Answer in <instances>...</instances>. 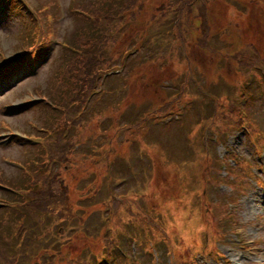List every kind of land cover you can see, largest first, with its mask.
<instances>
[{
	"label": "rangeland",
	"instance_id": "1",
	"mask_svg": "<svg viewBox=\"0 0 264 264\" xmlns=\"http://www.w3.org/2000/svg\"><path fill=\"white\" fill-rule=\"evenodd\" d=\"M76 1H78V3ZM93 1L96 4L98 0ZM161 1L162 0H145L146 3L155 5L160 4ZM208 1L210 3L204 8L205 12L208 13L210 11L211 15L218 20H222L224 15L228 16L224 21V28L229 33L223 34L222 40L224 42L235 37L243 42H247L251 49L254 46L260 53L264 52V0ZM29 2L31 5L37 4L36 6L38 8L34 6V10L38 12L36 18L37 16L40 17L41 29L45 31L47 28V31L52 34L54 40L59 39L61 42L73 41L77 34L84 33L88 17L76 11L79 7L72 8L73 5L80 4L81 0H29ZM47 2H49V6L54 4L53 7L47 8ZM224 5L227 9L224 8ZM226 10H228V13ZM19 13L20 12L16 11L14 14L13 12H9L0 19V48L4 50V57L14 54L18 51L20 45L25 43L24 39H21L22 36L27 35L30 37V43H32V34L36 28V24L33 26V21L29 16L23 17L20 16ZM169 15H171V13ZM162 18L164 17H159V19ZM147 19L148 18H146V20ZM146 20L134 22L133 24L131 23V28L134 29L136 25L145 27ZM121 21L123 20H116L112 23L116 25ZM235 21L239 22V27L236 29H234ZM193 22L194 26L192 27L196 29L197 22L195 19ZM205 22L203 23L205 24ZM129 24L130 22L126 25ZM165 25L164 23L162 26ZM19 30L21 36L17 34ZM98 32L99 31L94 33L92 37L96 36ZM116 35L117 34H115V37ZM170 36L158 34L154 31L153 39L151 41H144L140 49L132 52L131 55L138 53L141 57H145L147 55L148 42L152 47L161 51L167 48L169 40L171 45L174 44ZM208 36L209 33L205 30L203 33L196 36L194 44L185 42L188 48L186 50L188 54L187 57L183 56L185 52L180 54V58L176 56L168 57L165 55L160 58V66L155 63H150L148 66V74L155 72V75L158 76L172 77L176 74L178 69L186 65V60H189L190 65H196L193 69L197 70V72L194 71L188 75L180 74L183 79L188 77L195 81L193 88L180 83V92L178 93L180 99H192L194 101V106L184 103L182 112L186 113V117L179 121V124L183 127L175 128L174 132L176 133L186 131V134H189L192 126L200 125L195 121L197 114L206 111L208 106L214 104L217 108H222V78H225L228 82V84L223 83L227 87L238 86L229 82L228 74L230 71H228L226 65H222V60L215 61L217 53L214 48L208 46ZM60 46L61 50L64 52L62 44H60ZM58 50L59 46L54 50L48 63L47 61L38 63V68L36 70L33 69L24 74L25 81L23 83H12L11 86L4 87L0 90V114H4V116L7 117H1L0 119L4 120L9 125L12 123L14 126H11L14 128L23 127L26 129H29V125L24 121L25 118H29L30 121H33L37 116V119L42 120L41 115H37L38 111L36 112L29 109L25 99L29 96V92H31V95H35L36 90H41L39 93L43 95H48L51 91L54 93L55 90L60 93L63 91V84H61L62 79L60 80V84H50L53 82V72L61 61L57 56L53 60L54 56L59 54ZM160 56L161 55L158 57ZM74 71L75 70L71 73L74 74ZM67 72L68 71L65 72L64 78L66 83H68L66 79L68 78ZM233 73L240 75L242 78L245 76L244 70L237 72L233 69ZM125 74H127V71H125ZM120 79H122V77L117 79V81ZM117 81H108L107 86H119L121 83ZM18 88H21L18 94L12 93ZM24 91H26L27 94H25ZM103 95L99 98L101 103L103 102L102 100H104ZM106 96H108V94ZM8 102L12 103L14 107L2 109L1 107H4ZM21 110H26V112L22 116H16ZM115 115L116 113H114L111 118L113 119ZM36 124L38 126L42 125L40 120H36ZM146 124L154 136L151 140H155V142L152 144L151 148H148L145 143L150 139L143 138L140 130H138L136 133V136H138L137 143L141 148H144L143 150L147 148L149 154L157 155L160 159V163L169 161L175 169H170L161 175L141 172L139 169V158L144 152L136 146L133 148V155L131 157L133 158L132 163L130 164V162H128L131 159L128 156L126 157L128 163L124 162L126 163L124 166L127 168L126 183L117 184L116 179L108 181L101 180L102 183L99 184L100 186H95L94 192H91L92 202L90 204L82 203L79 207L92 210L89 219L84 217L90 233L97 239L95 247H97L100 241H105L109 237H113L115 244L112 248L115 249V253L119 252V249H123L127 258L130 260L127 264H143V260L148 264H155L154 258L156 257L158 259V264H188L189 246L186 237L192 234V225L189 216L195 219L194 205L197 199L196 194L201 188V182L197 179L199 169L198 166L195 165L194 160L189 161L184 166H179V150L176 147L184 145L185 141L182 140L180 136H175L172 139L169 138V133L166 132L169 124H166L164 119L156 117L150 118ZM162 128L165 129L158 137H155ZM87 133L89 134V132ZM2 135L3 133L0 135V171L4 173V178L7 180L11 179L8 178L9 175H16L20 170L28 167V164L24 162L25 159H27L30 164H38L43 161L44 155H25L24 152H21L18 147L13 144L15 138L5 139ZM239 140L240 137H238L236 132L235 136L232 137V141L238 142ZM217 141L219 142L216 144V147L223 144L216 136L213 138L214 144ZM99 142L100 140H97L94 145ZM2 143L3 145H1ZM227 144V146H223L224 148L222 146L219 147L218 153L220 155H222L227 148L233 146L232 144L230 145L229 138ZM87 145L88 142H81L80 149H84ZM119 150L123 153L127 152L125 146H122ZM35 151L38 152L39 149L35 148ZM106 151L108 150H100L101 153H105ZM108 152V160L116 157L114 150H109ZM245 152L250 154L247 149H245ZM191 154L193 153L191 152L190 155ZM1 156H7L11 159L9 161L3 160ZM80 156L81 154L78 153L77 158ZM256 157L259 160V157ZM251 161H256V159L251 158ZM121 163H123V161H121ZM153 166L156 167V162ZM16 167H18L19 170H17ZM117 168L124 169L122 164L118 165ZM155 171L156 169H154V173ZM14 180H16L15 185L27 183V179ZM88 183L89 177L88 174H86L79 179L77 184L88 185ZM75 188L78 190V194L81 198H83L85 189L77 185ZM109 188L120 191L129 189L130 191L125 195L120 196L126 200L125 203H118L114 195L112 200H110V205L105 206L103 204L104 202L101 200L110 196ZM0 194L5 197L10 196L3 191H0ZM240 194L241 200L237 211L241 219L247 223L246 230L241 234L233 233L225 236L222 245H220L223 249L231 248V257L239 263L241 259L238 260L237 258L240 257L243 259V256H240L243 250L242 245L250 243L254 239V236L261 233V230H264V189L254 186L253 182H251L250 189L240 191ZM252 197L253 199H251ZM249 199H251V202ZM129 210H143V223L138 225L134 219L128 217ZM177 212H179L181 218L178 217ZM261 234L264 236V233ZM200 242L202 244L201 238ZM85 244L86 240L80 239L77 245L79 248ZM128 247L131 249V252ZM74 252L73 250L71 255H73ZM114 258L116 264H122L119 254H116ZM110 264L115 263L111 262Z\"/></svg>",
	"mask_w": 264,
	"mask_h": 264
},
{
	"label": "trees",
	"instance_id": "2",
	"mask_svg": "<svg viewBox=\"0 0 264 264\" xmlns=\"http://www.w3.org/2000/svg\"><path fill=\"white\" fill-rule=\"evenodd\" d=\"M14 2L17 3L18 0H14ZM76 2L78 3V1ZM204 2L206 3L208 0H162L159 5L146 3L145 0H98L96 4L93 0H81L80 4L73 5L72 8H81H77L76 11H83L91 20L87 18V25H85L83 34H77L73 41H66V45L68 46H63L64 52L60 50L59 57L61 58V62L58 66V70L61 74L59 75L55 70L52 76L53 82L50 84H60V80L62 79L61 84H63V91L61 93L57 91L56 94L51 91L50 94L45 95L50 102L53 101L60 104L59 108L62 111H60L59 116L71 118L68 129H73L75 133L70 136L65 143L62 142V144H73V142L80 137L81 133L90 129V137L94 141L100 140L99 151L106 149L109 151L108 144L111 142L113 134L116 136V133L122 131L123 134H130L136 137L133 133V131L139 130V125L136 121L141 118L147 119L152 113H157L159 111L158 104L154 102L155 98L147 92L148 89H154L156 83L148 80L145 88H140L139 91L134 93L135 98L127 106L129 112L124 109V111L116 115L114 119H110V117L107 118L104 127L100 125L101 121H99L98 118L102 113L111 110L117 112L121 109L119 95L116 94L115 87L110 85L107 86V82L116 81V77L113 75L105 77V71L117 66L113 61L120 55H122L123 58V54L128 52L131 43L136 41L138 43L142 34L149 37L157 27L162 26L167 20L154 26H143V33L138 32V30L131 31L129 34L131 36L130 40L120 45H118L119 40L114 38L112 36L113 34L110 32L111 25H114L112 23L113 21L123 20L117 27H122L120 30L121 33L124 34L129 30L128 27H131L130 24L126 25L129 22L134 23L144 21L146 18H169L172 16L170 19V26L174 33L188 42L195 43L198 34L203 33L205 30L208 31L209 35H211V46L217 53L215 61L222 60V65L227 62L230 67L234 66V71L239 72L244 70L245 67L243 64L240 65V67L237 66L240 61L235 63L240 59V56L238 57L236 53L240 52L242 58H244L246 54L249 55V59L246 63L248 71L254 68L257 71L263 70L264 54L254 52L251 47H247V42H243L235 37L226 42H219L218 38H215L216 33L212 34L211 14L203 11L205 8ZM53 5L54 4L49 6V2H47V8H52ZM170 13L171 15H169ZM194 19L197 22L196 29L192 27L194 26ZM40 22V19L36 20L37 32L33 33L40 34L42 32H47V30L42 31ZM203 22H205V24ZM97 31H99L98 34L92 37ZM121 33L118 38H120ZM135 46L137 47L136 44ZM224 46L235 47L239 52L233 50L235 53L231 54L228 48L222 49ZM37 47L38 45H34L31 49H36ZM222 50L226 53L222 54ZM141 64L139 60L127 58L124 67L129 72L126 77L129 76L130 71L132 72V76L136 75L137 72L133 69L140 68ZM70 65H76L78 73L73 75L71 80H67L68 84L64 81L63 75L65 77V72L71 70ZM194 71L197 72V70ZM118 82H122L124 85L128 83L127 78L126 81L121 79V81L118 80ZM222 82L228 84L225 78H222ZM40 91L41 90H36L35 92L39 93ZM107 94L108 96H106ZM102 95L104 100H102L103 102L101 103L99 98L102 97ZM109 96H111L110 99L108 98ZM230 105L234 106L228 110ZM47 108L46 105H40L41 112L49 110ZM237 108L238 104L235 101L225 108L223 106L222 108L216 107V120L222 123V125L234 121L233 118L237 114ZM211 111L212 109L210 112ZM53 112L54 118L57 115V111ZM44 121V118H42V122ZM115 125L117 126L116 128H120L121 131L116 132L114 130ZM154 142L155 140L150 139L145 144L148 148H151ZM108 151L103 153V155L108 153ZM62 180L63 178L61 177V181ZM215 180H217V178H215ZM58 186L60 185H55V187ZM47 199H51L57 203L61 198L55 193L54 189L51 191L49 189L46 193L41 192L34 196V201L38 208H41L43 202ZM34 201L25 200L24 204L26 206H32L34 205ZM65 202L67 204L71 203L69 195L65 196ZM16 254V249L12 247H2L0 245V264H14ZM109 256V252L99 253L95 260L89 264H103L106 260L104 257ZM61 260L66 261L67 264H76L79 261L75 263V260H72L65 254L64 249L62 250Z\"/></svg>",
	"mask_w": 264,
	"mask_h": 264
},
{
	"label": "bare ground",
	"instance_id": "3",
	"mask_svg": "<svg viewBox=\"0 0 264 264\" xmlns=\"http://www.w3.org/2000/svg\"><path fill=\"white\" fill-rule=\"evenodd\" d=\"M191 225H192V224H191ZM192 228H193V226H192ZM186 240L188 241V243H193V244H195V245L198 244V240H197L196 236L193 234V229H192V234L189 235V236H187V237H186Z\"/></svg>",
	"mask_w": 264,
	"mask_h": 264
},
{
	"label": "clouds",
	"instance_id": "4",
	"mask_svg": "<svg viewBox=\"0 0 264 264\" xmlns=\"http://www.w3.org/2000/svg\"><path fill=\"white\" fill-rule=\"evenodd\" d=\"M33 51L35 52L36 50L34 49Z\"/></svg>",
	"mask_w": 264,
	"mask_h": 264
}]
</instances>
